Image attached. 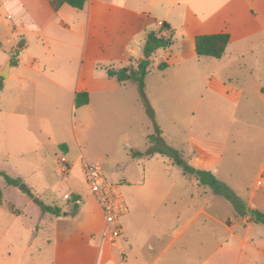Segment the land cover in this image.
<instances>
[{
  "label": "crops",
  "instance_id": "1",
  "mask_svg": "<svg viewBox=\"0 0 264 264\" xmlns=\"http://www.w3.org/2000/svg\"><path fill=\"white\" fill-rule=\"evenodd\" d=\"M162 24L166 28L159 35L171 42L161 49L168 62L159 64L176 67L182 80L199 74L223 84L233 79L226 70L238 60L249 53L256 60L259 50L264 53V0H86L82 10L63 5L58 11L48 0H0V71L9 64L6 80L14 83L11 97L3 95L4 86L1 99L12 98L16 111L15 158L31 153L46 160L56 149L70 150L63 137H68L76 93L88 94V104L80 108L91 115L110 113L129 101L125 90L132 81L121 85L105 69L142 60L147 34L160 31ZM218 34L229 36L222 58H198L195 38ZM5 55H15L14 66ZM93 103L95 109H89ZM24 118L27 126H19ZM148 159L167 170L177 167ZM168 179L150 174L135 182L132 203L121 219L122 234L112 243L103 218L96 224L91 211L77 208L79 196L64 195L79 221L74 233L57 225L42 244L31 240L32 232L20 228L10 210L13 220L0 222V264H264L260 223L245 215L231 221L213 211L204 185L181 208L164 187Z\"/></svg>",
  "mask_w": 264,
  "mask_h": 264
},
{
  "label": "rangeland",
  "instance_id": "2",
  "mask_svg": "<svg viewBox=\"0 0 264 264\" xmlns=\"http://www.w3.org/2000/svg\"><path fill=\"white\" fill-rule=\"evenodd\" d=\"M260 48L263 50L264 45ZM157 52L150 60L143 94L131 82L125 90L130 100L116 104L110 113L91 115L86 108H74L69 115L68 137H63L70 150L56 149L46 160L35 159L31 153L15 158L16 111L12 98L1 99L5 87L3 95L11 97L14 83L0 78V110L4 111L0 112V172L20 183L10 185L0 175V222H11L7 213L13 210L20 228L31 231V240L39 244L57 225L65 224L74 233L79 221L64 195L79 196L82 202L77 208L91 211L94 222H101L100 207L82 178L84 161L98 163L106 178L119 185L126 206L132 203L135 182L150 174H164L169 176L165 189L178 198L179 207H185L189 196L201 194L204 187L194 185L192 177L185 176L179 167L167 170L165 164L152 162L147 155H135L151 148L167 154L159 140L148 141L149 136L157 135L158 128L163 143L178 151L184 163L209 171L217 179L223 192L207 187L213 211H221L231 221L245 214L260 223L258 219L264 217V184H260L264 183V53L259 50L256 60L251 53L245 62L238 60L226 70L233 79L218 84L205 81L199 74L182 80L180 71L167 64L158 70L159 61L167 63L169 59L163 58L161 49ZM14 56L5 55V59L12 63ZM95 107L93 103L89 109ZM27 123L28 118H24L18 125L26 127ZM61 158L69 166L67 178L60 172ZM19 173L25 175L17 179ZM21 186L25 192L17 191ZM42 205L63 212L52 215ZM65 212L69 213L66 218Z\"/></svg>",
  "mask_w": 264,
  "mask_h": 264
},
{
  "label": "trees",
  "instance_id": "3",
  "mask_svg": "<svg viewBox=\"0 0 264 264\" xmlns=\"http://www.w3.org/2000/svg\"><path fill=\"white\" fill-rule=\"evenodd\" d=\"M51 8L54 11H58L61 6L67 5L75 10H82L86 0H48ZM166 27L162 24L160 31L158 32H149L147 34L146 42L143 48L144 58L138 61L135 65H129L121 69L106 68V74L109 78H115L121 85H124L128 81H132L139 86L141 93L143 94L144 90V78L148 73L150 60L153 53L159 49H164L170 44V39L160 36V32ZM229 41V36L227 34H218L212 36H197L195 38V51L198 58H212V59H221ZM15 62L11 63L13 66ZM158 70H164L166 68L165 63H160L158 65ZM2 79V78H1ZM89 102V96L87 93L80 92L76 93L74 99L75 108H80L87 105ZM156 140H159L161 147L165 148L167 154L159 153L156 149H148L145 153L135 152L136 156L147 155L148 157L156 158L161 161H170L174 166L179 167L183 174L190 175L196 178L199 184L211 188L216 193L223 192L222 187L218 183L214 175L205 170L194 169L184 163L181 159L180 153L175 149L169 148L163 143L161 138V131L157 128L156 136H149V143H155ZM155 156V157H154ZM0 175L4 177L6 182L10 185L19 186L17 180L11 179L9 176L0 172ZM228 197V196H227ZM1 191H0V205H1ZM43 209L53 215H59L60 210L56 207H46L43 206ZM245 215V214H243ZM258 221L264 224V217H260Z\"/></svg>",
  "mask_w": 264,
  "mask_h": 264
},
{
  "label": "built area",
  "instance_id": "4",
  "mask_svg": "<svg viewBox=\"0 0 264 264\" xmlns=\"http://www.w3.org/2000/svg\"><path fill=\"white\" fill-rule=\"evenodd\" d=\"M60 164L61 174L64 178H67L69 166L64 158L60 159ZM81 174L100 207L105 232L112 243L121 236V219L128 211L119 185L110 182L106 178L102 167L98 163L82 162ZM260 184L264 183L260 182ZM65 199H69V196L66 195Z\"/></svg>",
  "mask_w": 264,
  "mask_h": 264
},
{
  "label": "water",
  "instance_id": "5",
  "mask_svg": "<svg viewBox=\"0 0 264 264\" xmlns=\"http://www.w3.org/2000/svg\"><path fill=\"white\" fill-rule=\"evenodd\" d=\"M8 69H9V64H7V65L4 67V69H2V70L0 71V78H2V79H6V78L8 77ZM19 190L22 191V192H25V191H26V189H25L24 186H21V187L19 188Z\"/></svg>",
  "mask_w": 264,
  "mask_h": 264
}]
</instances>
